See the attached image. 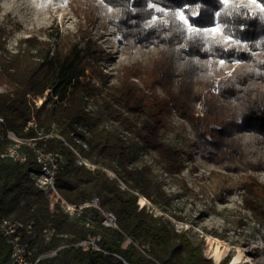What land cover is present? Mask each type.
<instances>
[{
  "label": "trees",
  "instance_id": "trees-1",
  "mask_svg": "<svg viewBox=\"0 0 264 264\" xmlns=\"http://www.w3.org/2000/svg\"><path fill=\"white\" fill-rule=\"evenodd\" d=\"M95 1L119 10L111 24L123 45L155 46L159 51L150 69L124 68L111 82L101 64L106 53L90 28L80 27L75 34L58 31L48 39L32 35L18 40L14 49L0 35V117L5 119L0 215L34 222L33 233L24 235L33 262L56 251L37 264H228L216 263L212 249L196 244L189 231L179 232L169 218L141 206L140 198L145 197L166 210L171 199L151 165L134 164L145 146L159 152L166 173L183 171V151L159 141V133L171 127L172 113L190 123L201 149L215 163L237 155L245 158L237 133L254 131L257 143L264 144V59L255 55L264 54V11L227 6L224 0H88L82 7L88 27L101 13ZM178 11L198 33L188 31ZM157 14L165 19L147 25ZM216 23L240 43L208 38L203 29ZM235 57L254 66L217 76L214 61ZM233 101L238 102L236 113ZM147 109L146 118H135ZM7 130L26 138L59 130L64 140L54 137L38 143L66 156L57 190L67 204L77 207L75 215L66 212L61 200L52 206L37 186L39 168L33 159L13 163L1 157L9 141ZM82 160L90 165L77 163ZM251 168L260 171L264 165ZM242 189L245 207L257 209L264 184L250 176ZM95 197L101 209L85 206ZM109 212L116 216L117 227L102 223ZM97 234L103 251L77 247ZM12 253L0 233V264H7Z\"/></svg>",
  "mask_w": 264,
  "mask_h": 264
},
{
  "label": "rangeland",
  "instance_id": "rangeland-1",
  "mask_svg": "<svg viewBox=\"0 0 264 264\" xmlns=\"http://www.w3.org/2000/svg\"><path fill=\"white\" fill-rule=\"evenodd\" d=\"M87 1L0 0V35L6 39L9 47L14 49L18 40L32 35L48 39L49 35H56L58 31L63 34H75L80 27L90 28L94 38L106 53L101 64L111 82L117 81L124 68L150 69L159 48L153 46L147 49L141 47L132 49L123 45L113 33L114 27L111 24L119 10L101 1H95L101 9L98 20L88 27L86 14L82 10ZM226 5H246L253 11H261L264 7L259 0H256V4L251 0L227 1ZM156 8L159 13L163 12L160 6L157 5ZM179 13L185 16L183 11H178ZM158 19H165V16L157 14L147 22V25L154 24ZM187 26L189 29V22ZM214 28L221 31L208 35L207 33ZM224 30L223 25L216 23L213 27L203 29V32L208 38L224 41L227 38L226 43L229 45L240 43L235 42L236 39L226 34ZM51 41L55 42L53 38ZM255 55L264 59V54L260 52H256ZM213 66L217 76H226L231 75L235 69H247L254 65L235 57L231 60L226 58L216 60ZM3 89L0 85V90ZM157 93L165 97L162 89L158 88ZM196 107L197 111L202 110L201 105L197 104ZM232 107V112L236 113L239 109L238 102L233 101ZM148 113L149 109L135 118L144 119ZM53 132L60 135L59 130ZM257 138L254 131L237 133L235 139L241 145L245 158L237 155L232 160L215 163L201 149L190 123L172 113L171 127L159 133V141L183 151L181 159L183 171L178 174L166 173L164 169L166 162L162 160L159 152L145 146H142L141 154L134 164L135 167L151 165L153 176L162 182L171 199L170 202H166L170 203L166 210L153 205L149 200L145 205L169 218L179 232L189 231L196 244H203L206 250L212 249L211 257L216 263L228 260V264H232L234 256L239 250H243L247 256L243 264H264V196L260 198L257 209H249L245 207L242 189L243 182L250 176L256 177L264 184V169L254 171L251 168L253 164L264 165V144H258ZM76 139L85 145L82 139L79 137ZM55 204L52 203V206ZM71 207L68 210L67 206H64V209L75 215L77 208ZM52 233L47 235L50 237ZM218 247L220 250L216 254ZM31 255L29 254L32 260Z\"/></svg>",
  "mask_w": 264,
  "mask_h": 264
},
{
  "label": "built area",
  "instance_id": "built-area-1",
  "mask_svg": "<svg viewBox=\"0 0 264 264\" xmlns=\"http://www.w3.org/2000/svg\"><path fill=\"white\" fill-rule=\"evenodd\" d=\"M5 119L0 117V143L5 138L4 132ZM34 125L32 122L30 126ZM28 129V128H27ZM6 137L9 139L6 144L4 152L1 157L5 160H9L13 163H26L30 159H33L39 168V172L35 174L37 186L44 190L51 199V204L62 201L64 206H67L68 210L72 208L66 201L60 196L57 190V182L61 172L67 164L66 156L60 151H47L39 145V140L58 137L64 138L53 131L45 134L43 131L38 132L36 138L19 137L14 132H6ZM87 163V161H78V164ZM54 196H56V202H54ZM59 198V200H58ZM95 206L101 209L100 199L95 197L91 202L86 203L85 206ZM80 206L78 208H82ZM77 208V207H76ZM117 219L114 213H105V219L103 224L108 227H117ZM34 222L28 224L13 218L12 216L0 215V233L5 237L8 244L12 246L13 253L11 260L7 264H37L41 259L52 257L56 254V251H51L42 255L35 262L30 259L29 254H32V250L29 243L25 241L24 235L33 233ZM102 236L89 235L87 239L77 244L78 248L84 250L94 249L96 251H103L101 247Z\"/></svg>",
  "mask_w": 264,
  "mask_h": 264
},
{
  "label": "bare ground",
  "instance_id": "bare-ground-1",
  "mask_svg": "<svg viewBox=\"0 0 264 264\" xmlns=\"http://www.w3.org/2000/svg\"><path fill=\"white\" fill-rule=\"evenodd\" d=\"M55 198H56V196H54V199ZM148 202L149 201L145 197H141L140 203L142 205H145ZM219 250H220V248L218 247L216 250V254L219 253ZM246 259H247V256H246L245 252L243 250H239V253L237 255H235L234 258L232 259V264H243Z\"/></svg>",
  "mask_w": 264,
  "mask_h": 264
},
{
  "label": "snow or ice",
  "instance_id": "snow-or-ice-1",
  "mask_svg": "<svg viewBox=\"0 0 264 264\" xmlns=\"http://www.w3.org/2000/svg\"><path fill=\"white\" fill-rule=\"evenodd\" d=\"M227 2V0H225V3ZM251 2L253 4H256V0H251ZM159 10V9H158ZM261 11H264V7L261 8ZM179 18L183 21L184 24H188V20L185 18L184 14L183 13H179ZM190 32H193V33H198V30L197 29H194L192 28L191 26H189V29H188ZM221 29L219 28H214V29H211L207 34L208 35H214L218 32H220ZM225 42H227V38L225 40ZM221 63H223V61H221Z\"/></svg>",
  "mask_w": 264,
  "mask_h": 264
}]
</instances>
